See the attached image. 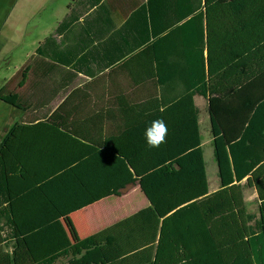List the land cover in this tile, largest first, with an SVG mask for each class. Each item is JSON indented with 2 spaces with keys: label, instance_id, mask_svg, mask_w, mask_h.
<instances>
[{
  "label": "trees",
  "instance_id": "obj_1",
  "mask_svg": "<svg viewBox=\"0 0 264 264\" xmlns=\"http://www.w3.org/2000/svg\"><path fill=\"white\" fill-rule=\"evenodd\" d=\"M148 7L155 40L145 50L165 57L163 44L181 43L191 60L178 69L161 64V83L175 71L190 94L184 105L193 106L195 95L207 100L220 189L209 192L201 148L178 155L175 145L152 152L144 144L141 153L124 154L62 112L33 126L17 123L0 144V264H264V0H149ZM0 100L27 107L18 93ZM74 141L97 152L62 160L79 152ZM29 179L35 187L23 193ZM137 184L147 208L46 251L52 242L41 230ZM246 190L257 195L256 212Z\"/></svg>",
  "mask_w": 264,
  "mask_h": 264
},
{
  "label": "crops",
  "instance_id": "obj_2",
  "mask_svg": "<svg viewBox=\"0 0 264 264\" xmlns=\"http://www.w3.org/2000/svg\"><path fill=\"white\" fill-rule=\"evenodd\" d=\"M47 1L0 0V62L6 60L7 65H10V54L15 50H23L24 60L21 59L20 64L15 67L26 65L29 71L23 86L19 87H25L34 77L33 87L38 89L40 99L37 105H33L11 89L10 85L16 74L7 73L6 78L0 81V93H18L27 106L22 111L0 100V107L3 105L18 111L15 119L19 120L8 124V129L17 123L36 125L49 119L54 113L57 115L55 118L60 119L62 112L71 114L69 123L75 128L92 129L90 134L95 142L104 146L117 145L124 154L129 150L130 153L139 154V149L144 148L145 144L141 143L145 129L152 121L159 120L167 127L162 144L175 145L178 155L201 148L206 161L207 148L212 146L207 100L195 95L192 98L193 106L184 105L190 94L184 90L182 79L175 71L170 70L161 83V64H167L170 69H178L191 60L180 53L181 43L163 44L162 47L168 52L165 57L158 52L145 50L155 40L149 0H71L64 15L57 18L55 29L46 33L43 39L32 41L28 45L23 31L28 23L27 15L33 12L36 19L38 6ZM167 1L174 6L178 0ZM174 14L170 10L166 16L174 17ZM177 50L179 52L175 53ZM6 70L9 71V67ZM48 82H54V85L49 88ZM53 102L56 104L52 105ZM4 126L0 121V144L6 135ZM74 142L79 152L61 156L62 160L73 159L78 162L97 152L93 143ZM207 176L209 192H217L220 183L217 181L215 186H211L208 168ZM23 186V193L35 187L30 179L25 180ZM130 187L142 199L139 203H130L133 205L131 213L116 222L109 221L106 226L100 227L105 221L96 224L90 221L93 216L86 214L113 197L120 198L111 196L56 221L50 227L67 222H73L76 227L79 220L82 226V221H85V224L91 225L89 232L84 234L89 237L147 208L150 204L139 184L129 186L122 193ZM142 200L147 203H142ZM109 208L106 206L104 209ZM125 210H128L126 205ZM56 231L46 235L54 245L60 242L57 233L62 232L60 229ZM82 235L73 241L85 239Z\"/></svg>",
  "mask_w": 264,
  "mask_h": 264
},
{
  "label": "rangeland",
  "instance_id": "obj_3",
  "mask_svg": "<svg viewBox=\"0 0 264 264\" xmlns=\"http://www.w3.org/2000/svg\"><path fill=\"white\" fill-rule=\"evenodd\" d=\"M70 2L71 0H48L47 3L46 2L44 3V5L42 4V6H38L39 10H38V13L36 14L37 15L36 19H34L33 12H30L27 15L28 23L26 24L25 29L23 30L26 35L27 44L31 45L30 43L32 41H37V40L39 41L44 38L46 33H50L51 31H53L56 26L57 18H60L61 16L64 15V13L67 11V7H68V4H70ZM23 53H24L23 50H15L12 54H10L11 57L8 59L11 62L10 65H7L6 60L5 61L2 60L0 62V81L6 78L5 75L7 73L8 74L15 73L16 76L14 77L10 85L11 89L20 93L25 100H28L33 105L34 103L37 105L40 99L38 97L39 95L38 89L35 90L33 87V85L35 84L33 80L34 77L31 78V81L28 82L25 85V87H22V88L19 87L23 79V73L26 70V65L20 66L19 68H16L15 66L20 64L21 59H23L22 57ZM8 67L10 69L9 71L6 70L8 69ZM0 84L2 85V82ZM53 85H54V82H48L47 87L50 88ZM55 104L56 102H53L52 105H55ZM2 107H5V106L1 105L0 107V121L2 124L5 125L3 130L7 132V130H9L8 124L12 123L13 121L19 120V118L15 119L16 117L15 115L18 114V111L12 110L9 107H5V108H2ZM209 138H210V134H209ZM206 161H207L208 175H209L211 186H215V184L217 183V181H219V179L217 176L218 168L214 161L212 146L211 147L209 146L207 148ZM130 188L122 195L123 197L121 196L120 198H117L118 200L113 197L105 204L103 203L94 209H90L86 213L87 215L93 216L92 220L90 221H93L96 224H99L100 222L105 221L103 222L102 225H99L100 227H102L110 223L109 221H111V223H114L118 219H121L124 216L130 214L131 213L130 209H132V206H133V205L131 206L130 203L132 202L139 203L142 199V196L140 194L135 193V190H133V188L131 189ZM245 196H246L245 198L249 206V210L252 212H256L257 211L256 193L253 190H246ZM142 203H147V202L145 200H142ZM125 205L128 207V210H125ZM106 206H109L110 208L105 210L104 208ZM79 222L81 221L79 220L77 222L76 227L80 224ZM72 223H69V222L63 223V224L61 223L60 225L58 224L54 228L49 227L45 231L40 232L46 236L47 234L53 231L57 232L56 230H59V229L60 231H62V232L57 233V237L58 239H60V242H58L57 245L56 244L50 245L49 248L46 247V251L54 250L53 252H58V250L60 249L62 250V248L78 242L79 240L77 241H73V240H75V238H77L81 234H83L82 236H84V234H87L89 232V229L91 228L90 224H85L86 222L82 221L83 225L81 226L80 224L76 230L75 225ZM98 228L96 227V229ZM43 250H45V248Z\"/></svg>",
  "mask_w": 264,
  "mask_h": 264
},
{
  "label": "clouds",
  "instance_id": "obj_4",
  "mask_svg": "<svg viewBox=\"0 0 264 264\" xmlns=\"http://www.w3.org/2000/svg\"><path fill=\"white\" fill-rule=\"evenodd\" d=\"M166 134L167 127L162 121H152L151 125L144 131V141L146 146L149 149L159 148L164 142Z\"/></svg>",
  "mask_w": 264,
  "mask_h": 264
}]
</instances>
